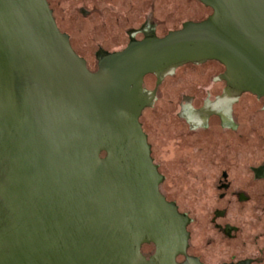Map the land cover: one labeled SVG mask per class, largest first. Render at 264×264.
<instances>
[{
	"label": "water",
	"instance_id": "95a60500",
	"mask_svg": "<svg viewBox=\"0 0 264 264\" xmlns=\"http://www.w3.org/2000/svg\"><path fill=\"white\" fill-rule=\"evenodd\" d=\"M202 1L206 20L82 57L47 0H0V264H201L159 191L144 77L214 59L264 96V0Z\"/></svg>",
	"mask_w": 264,
	"mask_h": 264
},
{
	"label": "flooded vegetation",
	"instance_id": "af4514ba",
	"mask_svg": "<svg viewBox=\"0 0 264 264\" xmlns=\"http://www.w3.org/2000/svg\"><path fill=\"white\" fill-rule=\"evenodd\" d=\"M47 1L59 29L69 35L77 53L73 41L84 38V32L89 34L84 31L88 24H102L88 38L124 39L110 49L100 46L95 55L101 49L123 50L132 38L143 40L151 31L164 37L185 22L203 21L215 12L202 0H189L176 12L198 16L176 28L173 22L179 13L172 0ZM105 24L110 30H105ZM87 65L91 71L98 70V62ZM177 76L179 83L168 84ZM164 87L170 95L161 103L165 104L162 111L158 101ZM141 96L153 97L140 121L162 175L159 191L188 220V256L201 264H264V96L238 89L227 78L226 66L214 59L146 75ZM144 116L152 120L153 130L146 129ZM163 150L180 152L182 158L169 159L164 166L156 159V152ZM185 153H190L188 158ZM195 154H200L198 160L192 158ZM196 215L203 217L198 235L193 229ZM141 251L151 260L157 247L154 242H144ZM160 261L154 259L156 264ZM176 261L182 264L186 257L178 255Z\"/></svg>",
	"mask_w": 264,
	"mask_h": 264
},
{
	"label": "rangeland",
	"instance_id": "374dc122",
	"mask_svg": "<svg viewBox=\"0 0 264 264\" xmlns=\"http://www.w3.org/2000/svg\"><path fill=\"white\" fill-rule=\"evenodd\" d=\"M188 1L189 0H172L175 13H179V14H177V15H179V19L173 22V26L176 28L180 27L185 20L189 19V17L191 18V16H195V15L198 16L197 14L194 15L193 13L184 14V13L176 12V11H180L181 8L183 9V7L187 4ZM190 4H191V2H190ZM86 26H87V28L84 31H87V33L89 32V34H86V32H84L82 35L84 36V34H85L86 37L84 36V38H82L80 40H78V39L74 40V42L77 44V46L80 48V50L83 52V54L86 57L95 55V52L99 49L100 46L107 48V49H110V48L118 45L119 43L124 42V39H121V38L119 39V42L115 41L113 39L112 40L101 39L98 37L88 38L90 35H92L91 33H95L96 31H99L100 26H102V24H88ZM111 27L116 28V26H111ZM124 27H126V26H124ZM109 28H110V25L105 24V30L108 31ZM75 36L77 37V35H75ZM178 79H180V76L175 77L172 81L177 80L179 83ZM172 81H170L169 83L171 84ZM174 85H177V83L174 82ZM162 95H163L162 99H160V101H158V107L160 109H162V111H165V109H164L165 104H161V103L165 102L166 95H170L168 93L166 87H164L162 89ZM146 129L153 130V122L151 119H149V122H148ZM189 154L185 153V156H187V158H188ZM181 155H182V153H180V152H170L169 153L167 150H163V151L156 152V159H158V161L161 162L164 166H167L168 165L167 162L169 161V159L170 160L171 159L179 160L180 158H182ZM192 158L194 160H198L200 158V154H195ZM201 218H203V217H201L200 215L195 216V222L193 224V229H194L195 235H198V232H197L198 231V225L201 224ZM196 238H197V236H196Z\"/></svg>",
	"mask_w": 264,
	"mask_h": 264
},
{
	"label": "clouds",
	"instance_id": "9594fccd",
	"mask_svg": "<svg viewBox=\"0 0 264 264\" xmlns=\"http://www.w3.org/2000/svg\"><path fill=\"white\" fill-rule=\"evenodd\" d=\"M224 99L225 100H231L232 98L231 97H224ZM224 114L227 116V115H230V112H225Z\"/></svg>",
	"mask_w": 264,
	"mask_h": 264
}]
</instances>
